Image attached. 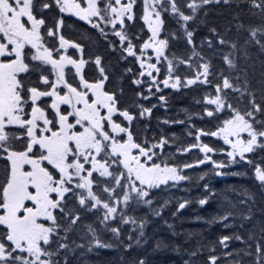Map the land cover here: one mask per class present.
Here are the masks:
<instances>
[{
    "label": "snow or ice",
    "instance_id": "snow-or-ice-1",
    "mask_svg": "<svg viewBox=\"0 0 264 264\" xmlns=\"http://www.w3.org/2000/svg\"><path fill=\"white\" fill-rule=\"evenodd\" d=\"M223 2L227 4L229 0ZM245 2L250 9L258 10L253 15H259V23L245 29L244 23L239 22L237 31H247L245 46L255 43L264 49V0ZM212 3L218 4L220 0H184L183 3L142 0L141 19L149 34L142 43L134 44L124 29L125 21L134 19L137 0H0V161L3 162L0 166V264H60L54 256L69 251V244L61 241H67L75 231L82 212L102 208V224L115 219L117 214L122 223L134 224L132 217L124 215L131 203L150 206L152 200L147 199L150 190L169 181L187 180L188 177L180 173L193 166L163 161L162 152L155 150L157 144L148 147L137 142L131 128L135 114L127 108L121 109L115 93L107 89L109 77L101 56L97 55L94 61L100 78L86 79L82 70L87 61L68 54L70 47L82 50V46L66 40L63 35L56 45L54 29L63 24V14L79 17L105 38L109 35L106 29L110 28L111 33L119 37L121 55L126 59L127 54L139 61V76L149 78L133 82L146 83L151 93L154 87L159 91L161 83L173 89L198 82L208 84L215 56L230 70L236 67L235 55L240 49L227 34L231 26L222 33L209 26L205 18L201 23L208 28V35L200 45L201 48L206 46L211 55L196 50L197 29L189 30V23H195L200 11ZM169 9L191 49V55L181 61L190 72L195 67L190 76L179 74L173 59L166 54L170 40L177 38L174 32L164 30L163 13ZM52 12H58L61 18L51 17L50 27L47 13ZM225 47L229 51L224 52ZM165 63L166 75L161 81L158 76ZM126 71L131 72V69ZM32 76H36V80L30 79ZM216 76L215 94L209 93L203 98L207 106L214 107L209 110L206 106L205 111L213 116L214 111L227 108L230 118L224 119L215 131L203 133L201 130V133L221 137L230 147L229 159L234 161L239 156L252 164L245 154L253 153L256 147L264 148V120H256L257 115L264 116V78L258 101L255 91L248 92L251 85L246 76L242 84L239 74L230 77L221 70ZM229 91L241 93V99L244 92H248L243 110L230 102ZM151 111L152 108L141 106L139 116ZM243 133H247V139L242 137ZM165 144L166 140L161 138L159 147ZM199 147L204 158L197 160V165L207 161L214 170L225 166L212 159L211 154L217 149L207 143ZM183 151L187 152L188 148ZM254 169L256 179L264 187V167L254 164ZM187 203H180L179 209ZM205 203L206 199L199 200V204ZM220 219H227V215ZM140 227V235H143V223ZM89 231L92 232L86 245L89 249L110 247L97 238L91 228ZM110 231L119 239V228ZM261 231L264 232V228ZM139 238L137 236L136 240ZM231 239L233 237L223 236L219 243L227 248ZM235 239L242 238L236 236ZM128 240L125 248L131 247V235ZM218 260L217 256L210 255L208 264H218ZM64 264H70L67 256ZM134 264H146V261L140 259ZM255 264H264V244L260 242L256 243Z\"/></svg>",
    "mask_w": 264,
    "mask_h": 264
},
{
    "label": "trees",
    "instance_id": "trees-1",
    "mask_svg": "<svg viewBox=\"0 0 264 264\" xmlns=\"http://www.w3.org/2000/svg\"><path fill=\"white\" fill-rule=\"evenodd\" d=\"M179 2L183 3L184 0ZM254 11L258 12L250 9L245 0H229L227 4L220 0V3H212L202 9L196 22L189 23V30L197 29L194 37L196 50L211 55L206 46L201 48L200 45L201 40L208 35V28L201 23L205 18L209 26L218 28L222 33L231 26V31L227 34L240 49L235 55L236 67L230 70L219 56H215L211 61L213 72L208 84L198 82L173 89L161 83L159 91L154 87L151 93L148 92L146 83L133 82L148 79L139 76V61L127 54L126 59L121 55L119 39L111 33L110 28L106 29L109 35L105 38L97 29L63 15L66 29L62 28L60 35L83 47V55L89 61L87 68L91 69L92 78H100L99 68L94 61L97 55L101 56L102 66L109 77L107 89L115 93L121 109L127 108L135 114L131 128L134 137L138 138L137 142L151 147L153 144L159 145V140L163 138L166 144L162 150L155 149L158 153L162 152L161 160L176 165L189 163L193 166L181 171V175L188 177L187 180L160 185L150 190L147 198L152 200L150 206L131 203L124 215L132 217L134 224L131 221L122 223L118 214L115 219L102 224V208L82 212L75 231L67 241H61L69 244V251H61L58 256H54L60 264H64L65 256L70 264H134L140 259L146 261V264H208L210 255L219 258L218 264H255L256 243L264 244V232L261 231L264 228V187L255 177L254 164L264 167V148L258 147L246 156L252 164L237 157L234 162L226 160L224 167L214 170L210 164L198 166L195 162L200 160V151L194 149L196 147H190L198 145L199 137L216 149L223 147L218 139L201 133V130L203 133L215 131L224 119L230 118L227 108L221 112L214 111L213 116H208L205 111L207 105L203 98L209 93L215 94L216 73L223 70L230 77L239 74L241 84L246 76L251 85L248 92L255 91L257 100L261 99L259 88L264 78V49L255 43L245 46L248 33L244 29L237 31L236 28L239 22L244 23L245 29L250 24H258L259 15H253ZM142 14V0H137L135 21L130 23L126 31L134 44L142 43L149 34L141 19ZM56 18H61L58 12ZM163 18L165 33L174 32L177 37L170 40L166 54L169 59H173L179 74L190 76L195 67L190 72L181 61L191 55V49L183 38L177 18L170 13V9L163 13ZM137 37L140 39H136ZM124 46L126 47V43ZM223 51L227 52L229 49L225 47ZM129 68L131 72L126 71ZM165 75L166 63L161 68L159 80L162 81ZM248 92H244L242 99L239 92L229 91L227 95L234 107L243 110L247 104ZM161 96L165 99L160 100ZM141 106L152 108L151 113L140 117ZM207 107L212 110L214 106ZM256 120H264V116L257 115ZM184 148H188L189 152L184 154ZM2 164L0 161V166ZM205 185L208 186L207 189ZM200 199H206V203L199 204ZM184 201L188 203L183 209H179V204ZM70 207L76 210L74 205ZM226 215L227 219H220ZM141 223L143 235H140ZM89 228L110 247L93 246L89 249L86 246L92 237ZM111 228L120 229L119 239L113 236ZM129 235L132 236L131 247L125 248L124 245L129 243ZM137 236L140 237L139 241L136 240ZM223 236L233 237L227 242V248L219 243ZM236 236L242 239L237 240ZM81 244L85 247H79ZM55 249L56 244L53 243L52 251L55 252ZM193 252L196 253L195 256L191 255ZM226 253L232 255L228 256Z\"/></svg>",
    "mask_w": 264,
    "mask_h": 264
},
{
    "label": "rangeland",
    "instance_id": "rangeland-1",
    "mask_svg": "<svg viewBox=\"0 0 264 264\" xmlns=\"http://www.w3.org/2000/svg\"><path fill=\"white\" fill-rule=\"evenodd\" d=\"M149 55H151V52H149L148 53ZM153 62H155V61H153ZM159 66V65H158ZM155 74V73H154ZM160 75V74H159ZM146 78H148L147 76H145ZM149 79V78H148ZM222 110H217V112H221ZM213 137V136H212ZM242 137L244 138V139H247L248 137H247V133H243L242 134ZM215 139H218V143L219 144H221L223 147H221L220 149H224V151H220V149H217V151L216 152H214V153H212L211 155H212V159L213 160H215V161H218V162H225L226 160H231V159H229L228 158V156H227V151H229L230 150V147L228 146V145H225L224 144V142H223V139L221 138V137H214ZM203 143H200L199 145H197L196 146V148H194V149H198L199 151H200V145H202ZM210 147H212V148H214V149H216V147L215 146H211L210 145ZM157 148H159L160 150H162V148H160L159 147V145H158V147ZM257 148V147H256ZM194 149H190V150H194ZM187 152H189V150L187 151ZM200 153H202V156L200 157V160H202L203 158H204V153L203 152H201L200 151ZM184 154H186V152H184ZM247 154H249V153H246L245 154V156L247 155ZM238 158H240L239 156H237ZM237 157L235 158V160L237 159ZM234 160V161H235ZM233 161V160H232ZM233 161V162H234ZM206 163H209L212 167H214L210 162H205L204 164H206ZM204 164H201V165H204ZM200 165V164H199ZM181 174V173H180ZM170 182H172V181H169L168 183H170ZM173 183H177V182H173ZM162 185V184H161Z\"/></svg>",
    "mask_w": 264,
    "mask_h": 264
},
{
    "label": "flooded vegetation",
    "instance_id": "flooded-vegetation-1",
    "mask_svg": "<svg viewBox=\"0 0 264 264\" xmlns=\"http://www.w3.org/2000/svg\"><path fill=\"white\" fill-rule=\"evenodd\" d=\"M47 15L50 17V19H49V26L51 27L52 26L51 17H55L56 18V12L47 13ZM66 15H69L71 20H76V17L74 15H72L70 13H66ZM56 19L59 20L58 18H56ZM79 21L82 22L83 20L80 19ZM70 24H74V23H72L70 21ZM74 27H75V24H74ZM69 28H70V30H72V27H69ZM65 29H66V26H65ZM54 31L56 32L55 43L58 46L59 45V36H60V33L58 32V29H54ZM74 51H75L74 48H72V49L69 48L68 49V54L71 55V56H73V58L77 59V54ZM69 67H71V66H69ZM82 71H83V74L85 75V78L86 79H92V71H91V69H88L87 68V64H85V66H84V68H83ZM72 72L74 73V69H72ZM70 75H71V73H70ZM36 78H37L36 76L30 77V79H32V80H36ZM77 79H78V77H77Z\"/></svg>",
    "mask_w": 264,
    "mask_h": 264
}]
</instances>
